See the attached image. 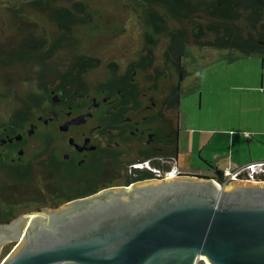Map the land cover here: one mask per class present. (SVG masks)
<instances>
[{
    "label": "water",
    "instance_id": "water-1",
    "mask_svg": "<svg viewBox=\"0 0 264 264\" xmlns=\"http://www.w3.org/2000/svg\"><path fill=\"white\" fill-rule=\"evenodd\" d=\"M0 264H264V182L182 174L25 213Z\"/></svg>",
    "mask_w": 264,
    "mask_h": 264
},
{
    "label": "flooded vegetation",
    "instance_id": "flooded-vegetation-1",
    "mask_svg": "<svg viewBox=\"0 0 264 264\" xmlns=\"http://www.w3.org/2000/svg\"><path fill=\"white\" fill-rule=\"evenodd\" d=\"M142 39L145 44L155 41ZM153 50L140 47L123 68L117 60L109 63L102 70L104 78L92 87L82 71L69 67L30 72L26 81L33 92L28 103L11 114L14 125L0 124V182H12L15 189L36 184L39 196L43 182L46 190L50 180H105L113 172L127 171L147 151H172L177 131L175 91L182 75ZM131 177L139 182L156 179L145 180L140 173ZM19 200L15 203L22 204Z\"/></svg>",
    "mask_w": 264,
    "mask_h": 264
},
{
    "label": "trees",
    "instance_id": "trees-1",
    "mask_svg": "<svg viewBox=\"0 0 264 264\" xmlns=\"http://www.w3.org/2000/svg\"><path fill=\"white\" fill-rule=\"evenodd\" d=\"M105 3L117 5L119 12L123 11L124 14H137L136 18L139 20L136 21L140 24H136L140 34L138 50L142 46H149L154 49L153 53L164 55L166 62L171 61L181 71L182 84L175 91L177 131L174 148L163 153L152 154L147 151L146 157L130 161L132 165H128L127 171L124 168L113 172L105 180H50L46 183V190L43 182V194H34L32 200V203L40 204V208L56 209L101 190L132 185L140 181L139 178L131 177L137 173L145 180L152 178L150 170L134 167L139 163L147 162L165 171L173 168L180 149L179 122L183 83L190 75L184 61L187 49L228 50L238 51L246 56H264V0H13L0 7V63L5 66L30 64L33 67L31 72H34V65L46 64L55 56L58 65L54 68L58 71L69 67L73 71L84 73L99 66L101 60L94 56L105 52L104 44L108 40L112 44L117 36L126 33L123 23L118 24L116 20L108 19L105 16L107 11L99 8ZM108 30H113V33L110 34ZM104 31L103 37L99 38ZM144 36L155 41L145 44L147 41L142 39ZM85 40L90 43L85 44ZM88 45L98 53L92 52ZM69 54L72 58L64 59ZM31 112L32 109L28 111ZM21 114L22 112L19 113ZM11 122L2 119L0 114V124L3 127L15 124ZM157 156L162 158L160 161H169L172 165H168L169 162L159 165ZM204 163L215 172L213 178L225 182V170L214 167L208 161ZM258 176L264 180V175ZM18 195L29 199L22 191ZM16 200L11 195L0 196V223H8L20 213L19 209L23 210L22 206L18 207L15 203ZM8 249L3 258L12 250Z\"/></svg>",
    "mask_w": 264,
    "mask_h": 264
},
{
    "label": "rangeland",
    "instance_id": "rangeland-1",
    "mask_svg": "<svg viewBox=\"0 0 264 264\" xmlns=\"http://www.w3.org/2000/svg\"><path fill=\"white\" fill-rule=\"evenodd\" d=\"M11 1L13 0H0V7L8 5ZM99 8L107 11L105 16L108 19L116 20L118 24L123 23L126 33H120L121 35L117 36L112 44L108 40V43L104 44L105 52L99 56H94L100 58L101 63L99 66H95L91 70L89 69L85 74L83 73L84 80L91 87L94 84H99L104 78L103 68L114 60H117L122 68L125 67L133 57L131 55L137 53L140 42V34L136 27V24L140 25L137 23L139 20L136 18L137 14L134 12L127 14H124L123 11L119 12L120 8L111 3H105ZM108 32L112 34L113 30H108ZM104 33L105 31L101 32L99 38L103 37ZM84 42L85 44L90 43L87 40ZM88 46L92 52L98 53L92 49L91 45ZM68 58H72V56L69 54L64 59ZM184 61L190 74L186 83L183 84V93L185 91L188 92V94L186 93V97H184V114L188 119L186 132L184 131L183 134V138H185V142L183 143L184 149L190 146L189 142H186V137L192 129L201 131L214 127L228 131L236 127L240 135H244V139H247L246 130H250L255 125V118L259 116L257 113L258 107L262 109L261 114L264 117V56H246L238 51L189 48L187 49ZM38 65H34V72L47 68L54 69V66L58 65V62L55 61L54 56L46 64ZM32 68L30 64L24 63H16L11 66H5L4 63H0V100H2L0 102V114L2 119L10 121L13 118L12 115L28 103L27 96L33 91H31L30 82L26 81V76L30 74ZM219 108L223 110V123H217L212 119V114ZM232 108H235V110L230 112ZM237 112L238 116L233 115ZM208 115L209 117H207ZM245 115L248 118H245ZM261 129V141L254 143V140H252L251 142L254 144L252 152L255 163H258V161L264 162V122ZM232 133L234 134L235 131ZM247 135L249 136L250 133ZM201 136L197 132L194 146L196 149L199 147L198 138ZM244 141L243 145L247 148V140ZM236 149L240 150L241 148L236 146ZM193 154L195 155L194 158H199L197 152ZM194 164L205 166L202 161H194ZM12 185V182L6 180L0 182V196L5 195L8 197L11 195L13 198L20 199L19 201L21 202L19 203L22 204L18 205L22 206L23 209H19L20 213L38 212L40 209H44L40 208V204H34L28 201L29 199L26 200L23 196L18 195L22 191L28 197L31 195L29 197L31 199L36 194V186L32 188L24 186L23 188L15 189L11 187ZM1 187L5 193H2ZM25 189H28L27 193H24Z\"/></svg>",
    "mask_w": 264,
    "mask_h": 264
},
{
    "label": "crops",
    "instance_id": "crops-1",
    "mask_svg": "<svg viewBox=\"0 0 264 264\" xmlns=\"http://www.w3.org/2000/svg\"><path fill=\"white\" fill-rule=\"evenodd\" d=\"M188 78L185 80L184 83ZM183 83V84H184ZM186 93L184 92L183 96H181V103H180V135H179V157H178V166L183 172L190 175H207V176H213L215 174L214 171L210 170V168L205 166H198L194 164V161H208L210 162L214 167H218V169L227 170L229 168H240L245 165H250L254 162V154L252 152V146L254 145L252 140L255 142L261 141L262 136V129L261 126L264 122V117L261 114L262 109L258 107V118H255V125L252 126L250 130H246V136L247 139H244V135H240V132L238 129L232 128L231 130L224 131L220 128H214L209 127L208 129H204L201 131L192 129L190 134L186 137V142H189L190 146H187V149H184L183 143L185 142V138H183L184 131L186 132V123L188 122V119L186 118L184 114L185 109V101L184 97H186ZM235 108H232V111H234ZM238 116V112L233 114ZM213 120L217 123H223V110L220 108L215 111L213 114ZM209 117V115L207 116ZM245 118H248L247 115H245ZM185 128V129H184ZM235 131L233 134L232 132ZM199 133V135H202L200 138H198L199 147L198 149L194 148L195 146V136ZM250 133L248 136L247 134ZM252 134V135H251ZM244 140H247V148L244 147L243 143H245ZM227 146V147H226ZM237 147H240L241 149H236ZM226 147V149H224ZM231 147V151H230ZM210 148V149H209ZM198 150V151H197ZM194 152H197L198 159L194 158ZM260 158V157H259ZM259 162V161H258ZM205 164V163H204ZM212 174V175H209Z\"/></svg>",
    "mask_w": 264,
    "mask_h": 264
},
{
    "label": "built area",
    "instance_id": "built-area-1",
    "mask_svg": "<svg viewBox=\"0 0 264 264\" xmlns=\"http://www.w3.org/2000/svg\"><path fill=\"white\" fill-rule=\"evenodd\" d=\"M136 169L144 168L150 170L154 173V178L157 180H164V179H173L179 175H187L183 170H181L178 166H174L171 170H162L158 169L157 167H153L150 163H139L138 165L134 166ZM264 175V162L252 163L245 165L240 168H229L225 170V182H219L222 186H227L229 183L235 182H258L264 180L258 175Z\"/></svg>",
    "mask_w": 264,
    "mask_h": 264
}]
</instances>
